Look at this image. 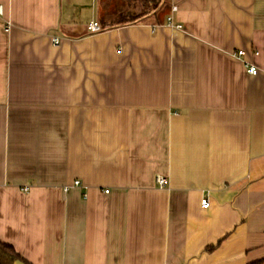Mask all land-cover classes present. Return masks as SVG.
Listing matches in <instances>:
<instances>
[{
    "label": "crops",
    "instance_id": "crops-1",
    "mask_svg": "<svg viewBox=\"0 0 264 264\" xmlns=\"http://www.w3.org/2000/svg\"><path fill=\"white\" fill-rule=\"evenodd\" d=\"M0 5L1 241L30 264L264 259V0L98 34L88 0Z\"/></svg>",
    "mask_w": 264,
    "mask_h": 264
},
{
    "label": "rangeland",
    "instance_id": "rangeland-1",
    "mask_svg": "<svg viewBox=\"0 0 264 264\" xmlns=\"http://www.w3.org/2000/svg\"><path fill=\"white\" fill-rule=\"evenodd\" d=\"M88 5L89 7L94 5L97 9L100 5V23L103 29L105 26H115L121 23V21L128 20L140 14L142 16L149 13L152 14L155 10L151 5L144 6L141 0H88Z\"/></svg>",
    "mask_w": 264,
    "mask_h": 264
},
{
    "label": "built area",
    "instance_id": "built-area-1",
    "mask_svg": "<svg viewBox=\"0 0 264 264\" xmlns=\"http://www.w3.org/2000/svg\"><path fill=\"white\" fill-rule=\"evenodd\" d=\"M3 11H4V7L2 5H0V15H3ZM178 11V7L177 6H173L172 7V13H176ZM167 25L171 28H174V29H177V30H182L183 29V26L181 24H178L176 23L175 21V17L173 15H170L168 18H167ZM88 31L91 33V34H98V33H101L104 29H103V26L101 25V23L99 21H91L89 24H88V27H87ZM54 44L55 45H59L60 44V39H55L54 40ZM246 53L244 51H239L238 53L235 54L236 57L238 58H243L245 57ZM244 63L246 64L247 68H248V71L251 75L253 76H256L259 74V69L244 61ZM157 183L159 184L160 187H168L169 186V181L163 177H158L157 178ZM82 186V183L81 181H75L72 185H68V186H65L64 187V191L65 192H69L71 191L72 189L74 188H78V187H81ZM23 191L25 193H27L29 191V188L28 187H24L23 188ZM106 193H109V191H106ZM202 206L204 208H208L209 207V200L208 199H203L202 201Z\"/></svg>",
    "mask_w": 264,
    "mask_h": 264
},
{
    "label": "trees",
    "instance_id": "trees-1",
    "mask_svg": "<svg viewBox=\"0 0 264 264\" xmlns=\"http://www.w3.org/2000/svg\"><path fill=\"white\" fill-rule=\"evenodd\" d=\"M141 3L144 6H153L156 10L161 5V0H141ZM142 15H138L135 17H131L128 20H124L121 22H135ZM0 264H30L27 262L17 251L13 248V246L4 243L0 240ZM250 264H264V259L252 262Z\"/></svg>",
    "mask_w": 264,
    "mask_h": 264
}]
</instances>
